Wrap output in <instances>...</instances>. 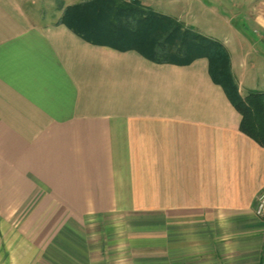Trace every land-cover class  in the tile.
I'll return each instance as SVG.
<instances>
[{"label":"crops","instance_id":"1","mask_svg":"<svg viewBox=\"0 0 264 264\" xmlns=\"http://www.w3.org/2000/svg\"><path fill=\"white\" fill-rule=\"evenodd\" d=\"M221 2L239 94L264 91V0ZM25 4L0 0V264H262L264 146L209 59L94 44Z\"/></svg>","mask_w":264,"mask_h":264},{"label":"trees","instance_id":"2","mask_svg":"<svg viewBox=\"0 0 264 264\" xmlns=\"http://www.w3.org/2000/svg\"><path fill=\"white\" fill-rule=\"evenodd\" d=\"M58 23L66 24L91 43L120 50L138 49L159 63L188 65L207 57L242 116L241 131L264 146V91L239 94L229 51L217 39L140 0L81 1L67 6Z\"/></svg>","mask_w":264,"mask_h":264},{"label":"rangeland","instance_id":"3","mask_svg":"<svg viewBox=\"0 0 264 264\" xmlns=\"http://www.w3.org/2000/svg\"><path fill=\"white\" fill-rule=\"evenodd\" d=\"M81 1L84 0H25V8L39 23L42 24L58 21L61 18L60 16L63 15V13L61 14L62 11H59L62 4L65 6L69 3L75 4ZM200 1L206 6H211L213 12L204 7ZM159 3L161 6L158 8L163 9L161 12L172 15L176 14L178 16L179 14H184V22L191 24L193 22L200 23V26L204 28V31L217 37L218 39H216L218 41L223 39L228 28L223 19L225 20L226 16L231 17L230 13L233 12V9L236 10L234 7H231L232 9L230 7L227 9L223 8L221 0H211L210 2L208 0H161ZM203 8L206 9L207 12L205 10L203 11ZM232 20H234V26L239 24L237 14L232 16ZM247 32L249 35V30ZM235 46L237 48L240 47L239 45Z\"/></svg>","mask_w":264,"mask_h":264},{"label":"built area","instance_id":"4","mask_svg":"<svg viewBox=\"0 0 264 264\" xmlns=\"http://www.w3.org/2000/svg\"><path fill=\"white\" fill-rule=\"evenodd\" d=\"M256 213L258 216L264 217V191L258 197ZM262 264H264V261Z\"/></svg>","mask_w":264,"mask_h":264}]
</instances>
